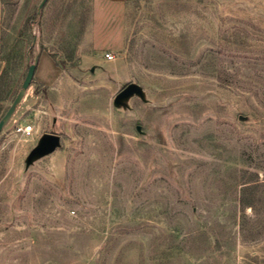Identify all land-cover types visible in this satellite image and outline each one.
Segmentation results:
<instances>
[{
	"label": "rangeland",
	"instance_id": "rangeland-1",
	"mask_svg": "<svg viewBox=\"0 0 264 264\" xmlns=\"http://www.w3.org/2000/svg\"><path fill=\"white\" fill-rule=\"evenodd\" d=\"M40 2L0 0L1 112L58 69L0 136V264H264V0Z\"/></svg>",
	"mask_w": 264,
	"mask_h": 264
},
{
	"label": "water",
	"instance_id": "water-1",
	"mask_svg": "<svg viewBox=\"0 0 264 264\" xmlns=\"http://www.w3.org/2000/svg\"><path fill=\"white\" fill-rule=\"evenodd\" d=\"M46 2L47 0H41L40 4L38 5V11H37L38 14ZM37 64H38V57L36 56L33 62L27 66L25 76L17 93L15 94L14 98L11 100L10 104L8 105V107L0 117V133L14 115L16 108L21 103L26 91L31 85ZM139 90L140 89L137 85L129 84L125 89H123L120 93H118L117 99L120 100L127 98L128 96L134 93H138ZM58 144H59L58 136L53 134L46 135L40 140L39 144L31 150L29 158L33 156L48 155L56 149Z\"/></svg>",
	"mask_w": 264,
	"mask_h": 264
},
{
	"label": "crops",
	"instance_id": "crops-1",
	"mask_svg": "<svg viewBox=\"0 0 264 264\" xmlns=\"http://www.w3.org/2000/svg\"><path fill=\"white\" fill-rule=\"evenodd\" d=\"M106 1L122 2L126 0H106ZM57 74H58V69L56 67V63L54 62L53 58L49 54L42 52V54L38 56V64L33 78L37 79L40 83L47 85L52 81V79H54V77ZM32 102H33V98L31 97V94H28V91H26L21 103L16 108L14 115L12 116L10 121L6 124V126L2 129L0 136L8 130L18 127L19 125H22V121L24 120V115L26 111L30 108ZM3 104H5V102L3 103L2 101H0V117L4 113L1 112V106Z\"/></svg>",
	"mask_w": 264,
	"mask_h": 264
},
{
	"label": "built area",
	"instance_id": "built-area-1",
	"mask_svg": "<svg viewBox=\"0 0 264 264\" xmlns=\"http://www.w3.org/2000/svg\"><path fill=\"white\" fill-rule=\"evenodd\" d=\"M16 131L25 135H29L31 132H33V127L30 125L24 127H17Z\"/></svg>",
	"mask_w": 264,
	"mask_h": 264
},
{
	"label": "trees",
	"instance_id": "trees-1",
	"mask_svg": "<svg viewBox=\"0 0 264 264\" xmlns=\"http://www.w3.org/2000/svg\"><path fill=\"white\" fill-rule=\"evenodd\" d=\"M2 76L0 75V84H1V78ZM3 100V98H2V90H1V87H0V101H2Z\"/></svg>",
	"mask_w": 264,
	"mask_h": 264
}]
</instances>
